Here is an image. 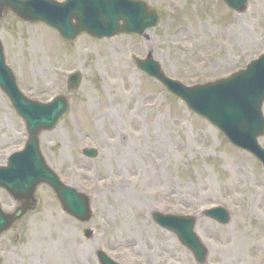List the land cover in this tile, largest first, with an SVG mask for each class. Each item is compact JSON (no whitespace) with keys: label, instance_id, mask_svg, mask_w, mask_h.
Wrapping results in <instances>:
<instances>
[{"label":"rangeland","instance_id":"1","mask_svg":"<svg viewBox=\"0 0 264 264\" xmlns=\"http://www.w3.org/2000/svg\"><path fill=\"white\" fill-rule=\"evenodd\" d=\"M146 1L161 11L148 39L83 34L67 43L44 24L11 13L1 21L6 62L28 97L46 101L67 91L71 71L82 73L68 115L40 140L59 177L93 196L94 213L81 223L39 186L38 208L0 237V264H99L97 249L120 264H198L152 213L195 214L218 204L229 224L200 214L195 226L209 251L205 264H264L262 165L132 60L152 48L166 74L188 85L228 76L264 51V0H248L242 14L222 0ZM26 136L0 90V165ZM87 147L98 156L83 155ZM0 202L9 211L16 205L1 188Z\"/></svg>","mask_w":264,"mask_h":264},{"label":"water","instance_id":"2","mask_svg":"<svg viewBox=\"0 0 264 264\" xmlns=\"http://www.w3.org/2000/svg\"><path fill=\"white\" fill-rule=\"evenodd\" d=\"M223 1L238 13L247 7V0ZM8 10L24 20L48 24L66 41H73L83 32L99 38L119 33L143 35L159 20L158 10L143 0H66L64 3L54 0H0V21ZM137 63L189 108L216 125L234 145L251 152L264 164V150L257 142V138L264 135L261 111L264 101V55L228 80L192 87L169 79L153 60L152 53L146 60ZM80 81V74L73 75L70 88H77ZM0 87L28 130L26 147L9 158L7 167H0V187L6 188L21 203L13 213L4 212L0 206V235L29 210L35 209V191L41 183H47L54 189L66 212L81 221H90L91 196L62 183L47 166L40 150V133L53 130L66 115L69 109L67 98L59 96L46 104L28 99L20 91L13 71L5 63L1 41ZM219 91L220 95L216 94ZM85 154L95 156L96 152L85 150ZM206 214L222 224L230 222L229 212L222 207L208 210ZM154 218L162 226L176 232L199 263L205 262L207 249L194 232L196 217L154 213ZM88 235L90 237L91 233L88 232ZM98 256L103 264H116L101 251Z\"/></svg>","mask_w":264,"mask_h":264}]
</instances>
